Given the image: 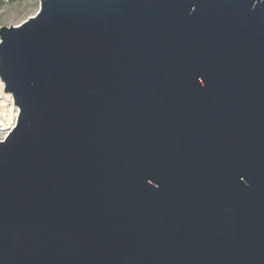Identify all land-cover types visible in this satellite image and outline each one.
Segmentation results:
<instances>
[{"label": "water", "instance_id": "1", "mask_svg": "<svg viewBox=\"0 0 264 264\" xmlns=\"http://www.w3.org/2000/svg\"><path fill=\"white\" fill-rule=\"evenodd\" d=\"M0 79V264H264V0H42Z\"/></svg>", "mask_w": 264, "mask_h": 264}, {"label": "bare ground", "instance_id": "2", "mask_svg": "<svg viewBox=\"0 0 264 264\" xmlns=\"http://www.w3.org/2000/svg\"><path fill=\"white\" fill-rule=\"evenodd\" d=\"M18 111L13 96L4 90V84L0 79V140L4 139L15 126Z\"/></svg>", "mask_w": 264, "mask_h": 264}, {"label": "rangeland", "instance_id": "3", "mask_svg": "<svg viewBox=\"0 0 264 264\" xmlns=\"http://www.w3.org/2000/svg\"><path fill=\"white\" fill-rule=\"evenodd\" d=\"M39 8L40 3L34 0L7 7L0 6V26L20 24L35 15Z\"/></svg>", "mask_w": 264, "mask_h": 264}, {"label": "built area", "instance_id": "4", "mask_svg": "<svg viewBox=\"0 0 264 264\" xmlns=\"http://www.w3.org/2000/svg\"><path fill=\"white\" fill-rule=\"evenodd\" d=\"M29 1H32V0H0V6L7 7V6H10L13 4L25 3V2H29ZM34 1L40 3V5H41L42 0H34ZM15 25H19V24H15Z\"/></svg>", "mask_w": 264, "mask_h": 264}]
</instances>
